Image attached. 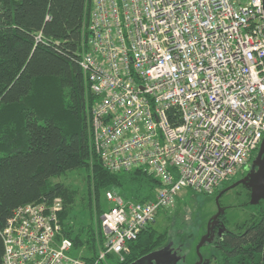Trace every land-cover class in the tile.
Instances as JSON below:
<instances>
[{"label": "built area", "instance_id": "2783aa9c", "mask_svg": "<svg viewBox=\"0 0 264 264\" xmlns=\"http://www.w3.org/2000/svg\"><path fill=\"white\" fill-rule=\"evenodd\" d=\"M89 31L94 148L109 170L141 169L162 186L145 203L106 191L94 263L62 235L61 198L21 206L2 233L3 264L121 257L183 191L213 195L248 170L264 139L263 0H92Z\"/></svg>", "mask_w": 264, "mask_h": 264}, {"label": "trees", "instance_id": "16d2710c", "mask_svg": "<svg viewBox=\"0 0 264 264\" xmlns=\"http://www.w3.org/2000/svg\"><path fill=\"white\" fill-rule=\"evenodd\" d=\"M91 11L92 0H0V264L3 230L21 206L61 198L62 235L72 240L75 256L94 263L105 249L106 191L145 203L162 186L141 169L109 170L94 148L97 96L81 65L91 48ZM79 170L88 180L84 216L77 189L57 180ZM256 206L248 221L206 244L216 264H264V200ZM169 212L159 214L170 223ZM181 221L156 227V219L128 243V252L108 254L100 264H140L176 236L190 245L196 231Z\"/></svg>", "mask_w": 264, "mask_h": 264}, {"label": "rangeland", "instance_id": "374dc122", "mask_svg": "<svg viewBox=\"0 0 264 264\" xmlns=\"http://www.w3.org/2000/svg\"><path fill=\"white\" fill-rule=\"evenodd\" d=\"M243 5H246L248 0H240ZM258 151L253 155L255 159ZM252 163V161H251ZM250 163V166H251ZM238 176H235L232 181L226 183L228 186L233 181H235ZM58 181L64 182L66 185L71 186L72 188L77 189L78 198L76 200L77 212L80 216H84L85 212V203H86V189H87V173L85 171H73L66 174L63 177L57 179ZM225 186V187H226ZM230 186V185H229ZM224 187V188H225ZM223 188V189H224ZM243 187L234 188L232 191L224 194L220 200L221 206H227L231 203L235 204L234 207L228 208L227 210V225H225L226 230H234L237 225L242 224L243 222L248 221L252 215L258 213L259 207L256 205L250 204V196L245 195ZM239 196V198H238ZM110 207L109 203L106 202V209ZM106 210V211H107ZM87 211V210H85ZM84 212V213H83ZM218 212V206L216 203V196L195 193L191 190L183 191L175 201V207L170 209L171 221H167L163 218L161 214L157 215L156 227H160L163 224L172 225L175 219L180 218L186 223L188 231L195 230L194 240L190 245H185L181 242V238L178 239L174 246H180L182 248V253L184 255V260L181 261L183 264H196L199 261V258L196 253V247L199 244L202 237L207 233L208 225L212 217ZM181 221V222H182ZM188 233L182 236L184 239ZM187 240V239H186ZM170 244V243H169ZM201 253L205 260H209L210 264H216L211 259V252L209 247L204 245L202 247ZM138 264V263H137Z\"/></svg>", "mask_w": 264, "mask_h": 264}, {"label": "water", "instance_id": "95a60500", "mask_svg": "<svg viewBox=\"0 0 264 264\" xmlns=\"http://www.w3.org/2000/svg\"><path fill=\"white\" fill-rule=\"evenodd\" d=\"M264 4V0H263ZM257 168V169H255ZM240 184H244L251 189V205H259L261 201L264 200V139L261 143L259 151L255 160L253 161V170L242 180L233 183L232 185L225 188L219 195L216 197V203L218 206V212L212 217L209 222L207 233L202 237L199 244L196 247V253L199 258V261L196 264H208L209 260L204 259L201 249L204 245L212 243L215 239V227L219 225V218L222 214L225 213V209L221 206L220 198L222 197L223 193L236 188ZM226 231L225 225L219 230V235L221 236L223 232ZM163 251L158 250L151 253L147 258L153 257L155 254L161 253ZM145 258V259H147ZM144 259V260H145ZM143 260L140 261V263Z\"/></svg>", "mask_w": 264, "mask_h": 264}, {"label": "flooded vegetation", "instance_id": "af4514ba", "mask_svg": "<svg viewBox=\"0 0 264 264\" xmlns=\"http://www.w3.org/2000/svg\"><path fill=\"white\" fill-rule=\"evenodd\" d=\"M254 160L255 159H252L251 166L248 168V170L239 172L236 175V176H238V178L235 181H233L231 184H229V185H232L233 183L244 179L253 170V161ZM255 169H257V168H255ZM228 186H226L225 188H227ZM238 187H243V190H244L243 193L245 195H248L249 194L250 199H251V189L248 186H246L244 184H240L236 188H238ZM232 190L233 189H231L229 191H232ZM229 191L223 193V195L226 194V193H228ZM223 195H222V197H223ZM221 198H220V200H221ZM238 198H239V196H238ZM234 206H235V204L231 203V204L223 207L225 209V213L220 216V218H219V222L220 223H219L218 226L215 227V233H216L215 238L217 236H219V230L222 227V225H226L223 218L224 217H227V210H228V208H231V207H234ZM160 250L163 251V252L158 253V254H155L153 257H149V258L143 260L140 264H181V261L184 260V255L182 253V248L180 246L179 247L178 246H174V243H170L168 245H165ZM156 251H158V250H156ZM208 264H210V261H209Z\"/></svg>", "mask_w": 264, "mask_h": 264}]
</instances>
